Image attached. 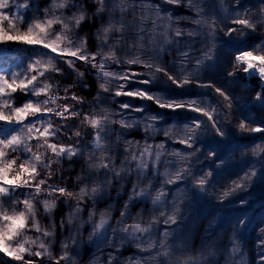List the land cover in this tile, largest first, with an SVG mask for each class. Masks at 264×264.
Segmentation results:
<instances>
[{
	"label": "snow or ice",
	"instance_id": "6c2138e0",
	"mask_svg": "<svg viewBox=\"0 0 264 264\" xmlns=\"http://www.w3.org/2000/svg\"><path fill=\"white\" fill-rule=\"evenodd\" d=\"M181 8L188 14L177 15ZM261 26L264 0H0V254L16 264H37L26 255L51 264H219L220 256L225 264H264V221L252 256L241 245L247 217L231 221L227 240L218 234L229 231L222 218L210 222L200 241L193 236L192 249L184 235L205 215L202 200L244 208L251 190L264 184V145L251 149L252 160L243 145L246 168L232 171L240 134L264 135V114H249L264 113V43L242 50ZM84 27L95 32L79 37ZM20 44L47 51L10 57ZM57 61L77 77L63 86V96L51 82L52 74L67 79ZM77 62L90 65L98 82L89 111L71 91L91 89ZM238 72L259 86L251 98L225 86L239 82ZM197 89L209 90L216 102ZM17 92L28 97L19 106ZM61 99L75 103L60 105ZM80 116L91 139L85 142L77 128L69 135L74 143L54 142L68 135L64 122ZM139 133L142 139L132 138ZM73 158L85 163L77 190L50 184L53 163ZM58 202L69 211L59 221L67 235L54 256L49 238ZM149 202V220L132 214ZM37 204L50 228L38 220ZM29 230L35 238L25 235Z\"/></svg>",
	"mask_w": 264,
	"mask_h": 264
},
{
	"label": "trees",
	"instance_id": "16d2710c",
	"mask_svg": "<svg viewBox=\"0 0 264 264\" xmlns=\"http://www.w3.org/2000/svg\"><path fill=\"white\" fill-rule=\"evenodd\" d=\"M37 3H39V0H36ZM232 0H227V3H231ZM247 6V4H246ZM15 12V8L11 10V13ZM10 13V14H11ZM66 14L70 15L71 12L68 11ZM188 14L186 9H178L177 15H186ZM31 17L29 16L28 19ZM6 26V22H5ZM26 26V25H25ZM56 30L59 31L60 27L59 25L56 26ZM95 32V28L89 29L88 27H84L82 31L78 33L79 37H83L84 35L88 34L89 32ZM252 36L257 37L256 39L250 41L246 46H242V50H246L247 48L254 47L256 44L264 43V26L258 27L255 33H251ZM75 38V37H74ZM95 43L94 38L90 37L89 39V50L94 51L95 48L93 47V44ZM199 47V45H197ZM13 51L9 53L10 57L13 58H19V57H29L31 54H33L36 51H47L45 49H36L32 48L23 44L20 45H12ZM55 55V54H53ZM234 58V53H233ZM44 59H47V57H44ZM25 64L27 63V60L25 59ZM57 64L61 66L64 70V73L67 74V79H64L62 76L57 74H52V80L51 82L54 84H60L61 87L59 89V95H63V86H66L67 84L74 83V81L77 79L75 72L72 71V69H69L66 64H63L62 61H57ZM76 69H78L81 72H85L84 79L89 82L91 85L90 90H82L79 86L74 85L72 88V92H74L77 96H80L84 99V105H83V111H89V105L94 100L96 91H97V85L98 82L95 78V72L91 69L90 65H84L83 62H77ZM136 68V66H133ZM115 71H121V69L118 66H113L112 69ZM136 70H140L136 68ZM231 70V69H229ZM238 76L240 78L238 83H233L231 85H228L227 82H225V86L229 87L230 89L234 90L233 94L236 96H245L248 98H251L255 95V91H259L260 88L257 84L254 82H250V78H245L242 72H238ZM208 78H214V77H205ZM134 87H139V85H134ZM251 89V91H250ZM197 92H207L209 93V100L212 103L216 102V97H214L209 90L206 89H197ZM55 94V93H54ZM42 98V97H41ZM28 99L27 96L24 95L22 92H17L14 96V100L17 106L22 104ZM122 100L127 98H121ZM104 107H111V104H104L102 105ZM250 115L256 117L257 119L260 118V116L264 113L261 111L253 109L250 113ZM194 115V114H189ZM236 121H233L235 123ZM64 123H67L70 125L71 130L79 129L81 132H84L85 135V142L89 141L91 139V132L87 128V126L83 123L80 118H74L69 121H65ZM70 129H64L65 133H68V135L60 136L57 140L68 144V143H74L76 138L72 137L69 139L70 135ZM2 131V129H1ZM241 135L240 144L242 145L240 150L235 154V158L233 159L232 163L234 165L232 171L233 172H240L242 168H246V165L244 164L245 157L240 156V152H244L245 148L243 145H247V158L249 160H252L251 157V149L256 146L257 144L264 145V135L261 134H248L243 133ZM143 133H139L134 135L132 138L134 139H142ZM162 139V136L160 137ZM156 142H159L157 140ZM169 149L171 148H183L182 145L179 144H171L168 145ZM13 155H16L15 153ZM85 167L84 159L83 158H73V161H69L67 159L62 160L60 163H53L52 165V181L63 184L64 187H67L70 191H76L77 190V181L76 176L81 173V169ZM259 167V165H257ZM163 171V168L161 169ZM234 178V177H232ZM50 181V180H49ZM23 191V190H22ZM251 199L250 203L245 206L244 208H241L238 206L236 202H226L223 205H215V198L211 199H204L201 202L200 212L204 213L205 215L198 220V225L196 229L193 231L191 228L184 234L188 241H189V249L193 248V245L191 243L193 236L195 240L198 242L200 241L201 237L206 235V230L209 228V224L212 221L223 219V222L227 223V226L229 228L227 236L224 235L222 230L218 229V234L223 237V240H227L228 236H231V221H233L237 216L241 218L247 217L250 220L249 226L247 231L244 233L243 238L241 240V245L244 248L245 253L249 254V256H252L255 254V242L256 237L258 233L257 225L261 224L262 221H264V184H256L255 188L251 190ZM19 195V193L17 194ZM113 195H115V192H113ZM247 196V193H240L238 194V198H245ZM23 198L22 196L20 197ZM44 197L42 196L41 199ZM90 203V202H89ZM6 207L8 204L6 203ZM22 207V205L20 206ZM100 208L106 207V205H99ZM151 204L149 202V205L147 208H144L143 210L138 207L136 209H132V214L135 215L137 212H141L142 217L145 221L149 220L151 218L152 212L150 211ZM19 210V208H18ZM37 211H38V220L40 223L50 228V220L47 214L44 213L43 205L37 204ZM69 211L68 207L64 205L63 203L57 204V208L52 213V217L54 218L57 228H56V234L54 237L49 238L53 241V247L52 252L53 255L59 254L60 249V243L64 240L65 236L67 235V232H64L61 234V230L59 229V221L62 216H64L65 213ZM86 217V212L84 213ZM115 216L118 217L119 213L118 211L114 213ZM115 221H113L114 223ZM159 228H162L163 225L158 226ZM25 235L29 237L35 238L37 233L34 230H29L25 233ZM87 235V232H85V236ZM178 243V241H177ZM231 247V245H229ZM35 250V249H33ZM133 252H135L134 248L129 249V251L125 252V257L128 255H131ZM177 256L180 255V253H176ZM26 259H32L37 261V264H51V261L47 257H41L36 258L34 256H27ZM219 264H225V258L223 256L218 257ZM0 264H16V262L9 261V258L3 256V254H0ZM83 264V262H82Z\"/></svg>",
	"mask_w": 264,
	"mask_h": 264
},
{
	"label": "rangeland",
	"instance_id": "374dc122",
	"mask_svg": "<svg viewBox=\"0 0 264 264\" xmlns=\"http://www.w3.org/2000/svg\"><path fill=\"white\" fill-rule=\"evenodd\" d=\"M244 75V74H243ZM245 76V75H244ZM245 78H248V77H246L245 76ZM64 95V94H63ZM63 95H61V96H63ZM44 97H42L41 99H43ZM58 103L60 104V105H63L64 103H70V104H74L75 102H73V101H71V100H67V101H65V100H63V99H61V100H59L58 101ZM80 118V120H82L83 121V116H80L79 117ZM78 118V119H79ZM53 123L55 124V125H59L60 123H62L60 120H59V118H53ZM67 129H70L71 130V127H70V125H69V128H67ZM0 131H1V129H0ZM54 142H58V143H63V141L62 142H60V141H58V140H56V141H54ZM33 143V145L35 144V141H33L32 142ZM35 150V149H34ZM23 158H25V157H23V155L21 154V159H23ZM20 161H18L17 163H19ZM40 172H41V178H47V170L46 169H40ZM52 179V178H51ZM51 179H49L50 181H48L50 184H53V185H59V186H62V187H64L63 186V184H59V183H56V182H54V181H52ZM42 259L40 258V261H41Z\"/></svg>",
	"mask_w": 264,
	"mask_h": 264
}]
</instances>
